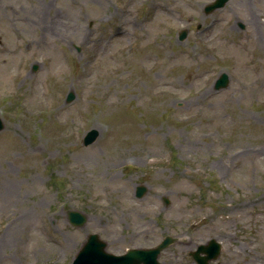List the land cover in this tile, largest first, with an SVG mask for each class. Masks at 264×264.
Here are the masks:
<instances>
[{
    "label": "rangeland",
    "instance_id": "374dc122",
    "mask_svg": "<svg viewBox=\"0 0 264 264\" xmlns=\"http://www.w3.org/2000/svg\"><path fill=\"white\" fill-rule=\"evenodd\" d=\"M210 1L0 0V264H69L91 232L264 264V196L231 211L264 195V14ZM185 249L159 261L194 264Z\"/></svg>",
    "mask_w": 264,
    "mask_h": 264
},
{
    "label": "water",
    "instance_id": "95a60500",
    "mask_svg": "<svg viewBox=\"0 0 264 264\" xmlns=\"http://www.w3.org/2000/svg\"><path fill=\"white\" fill-rule=\"evenodd\" d=\"M227 0H214L205 7L208 13L215 8L221 7ZM186 31H181L179 39H183ZM228 84V75L222 72L215 80L214 88L220 89ZM73 99V93L69 92L66 96V101ZM3 128V123L0 119V130ZM98 136V130L90 128L83 136V145L91 144ZM144 187H136V196L140 197L144 192ZM167 202V201H166ZM67 216L71 224L81 226L86 221V215L75 210H68ZM177 237L166 235L161 241L152 247H135L128 248L123 254H113L106 250L107 242L103 240L96 232H91L86 235L84 242L76 252L70 264H160L158 261L159 253L162 249L174 243ZM203 252L204 255H200ZM220 252V245L214 238L208 240L205 244H200L197 250L192 252L193 257L198 264H208L211 259H215Z\"/></svg>",
    "mask_w": 264,
    "mask_h": 264
},
{
    "label": "flooded vegetation",
    "instance_id": "af4514ba",
    "mask_svg": "<svg viewBox=\"0 0 264 264\" xmlns=\"http://www.w3.org/2000/svg\"><path fill=\"white\" fill-rule=\"evenodd\" d=\"M258 5H257V4ZM256 3L254 4L255 6V9L258 10L259 14H264V0H256ZM257 18H261L264 22V17H261V16H258V17H252V23H258V20ZM240 26L243 28L244 25L239 23ZM261 30V34H260V38L264 41V32ZM200 32V31H199ZM177 239L175 240L174 244H182V246L186 247L187 249H185L186 253H183L184 257L187 258V259H191V261L194 263V264H198L197 261L195 260V258L193 257L192 255V252L196 250L197 246H191L189 245V243L187 241H184L181 237L179 236H176ZM172 245V244H171ZM170 246V245H169ZM168 246V247H169ZM172 255L176 258L177 255L173 252ZM161 264V262H160Z\"/></svg>",
    "mask_w": 264,
    "mask_h": 264
},
{
    "label": "bare ground",
    "instance_id": "6f19581e",
    "mask_svg": "<svg viewBox=\"0 0 264 264\" xmlns=\"http://www.w3.org/2000/svg\"><path fill=\"white\" fill-rule=\"evenodd\" d=\"M42 11H40L39 12V14H37V18L39 19V20H41L42 18H41V15H40V13H41ZM54 16L52 17V19L54 20ZM55 21V20H54ZM52 26H55L54 24H48L47 25V28L48 27H52ZM52 28H54V27H52ZM264 195L262 194L259 198H252V199H250V200H247V201H244V202H239V203H237L236 205H234V206H232L231 207V211H235L238 207L239 208H243V207H246V206H248V205H252V204H257V203H260L261 202V198L263 197ZM142 232V230H137V229H135V228H131L130 229V232H129V236L131 237V238H133V237H135V236H137L138 234H143V233H141ZM223 234H225L226 236H228L229 234H228V232H224ZM262 235H264V232L262 233ZM5 237L6 236H4V237H2V242L3 243H5L6 241L5 240H3V239H5ZM8 240H9V238H8ZM5 245V244H4Z\"/></svg>",
    "mask_w": 264,
    "mask_h": 264
}]
</instances>
